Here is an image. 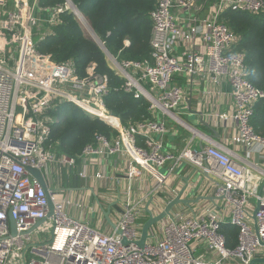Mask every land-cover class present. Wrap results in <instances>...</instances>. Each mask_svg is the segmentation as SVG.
Here are the masks:
<instances>
[{"label": "built area", "instance_id": "obj_1", "mask_svg": "<svg viewBox=\"0 0 264 264\" xmlns=\"http://www.w3.org/2000/svg\"><path fill=\"white\" fill-rule=\"evenodd\" d=\"M199 2L155 0L149 55L142 60L110 55L105 42L89 30L120 79L111 85L93 62L80 75L73 59L57 62L38 50L39 42L54 35L62 13L83 20L71 0L53 5L0 0V264H264V135L251 124L256 105L264 104V87L249 79L237 34L223 19L228 9L260 14L264 0H214L205 17L197 14ZM182 72L196 79L226 77L234 112L215 116L234 121V144L246 152L243 162L214 143L197 147L195 136L176 153L166 152L156 139L166 131L165 120L129 118L121 123L106 106L110 93L120 91L146 100L149 111L174 118L184 92L172 78ZM64 103L111 128L109 134L94 133L75 157L55 155L46 146L51 126L58 122L50 112ZM115 156L126 158L127 188L114 227L105 221L97 228L75 217L68 211L70 200L54 188L48 190L50 214L46 191L28 171L55 164L80 166L78 176L85 179L91 159ZM183 164L211 179L210 199L174 206L171 216L151 226L145 244L138 246L143 224L138 220L147 218L146 207L158 215L181 193L176 171ZM95 177L101 180L104 175ZM134 182L139 183L137 191ZM186 190L181 198H196ZM223 225L238 230L233 247L227 246ZM40 235L45 238L40 240ZM201 243L217 257L205 261Z\"/></svg>", "mask_w": 264, "mask_h": 264}, {"label": "crops", "instance_id": "obj_2", "mask_svg": "<svg viewBox=\"0 0 264 264\" xmlns=\"http://www.w3.org/2000/svg\"><path fill=\"white\" fill-rule=\"evenodd\" d=\"M213 3L214 0H200V2L197 4V9H196L197 14L201 17L210 15L211 5ZM154 4H155V0H154ZM151 10L148 12V19L150 22L149 25L150 31L148 38L149 40L151 35V19H150ZM78 11L81 13L79 9ZM226 11L237 12L236 10L233 9H228ZM226 11H224V13ZM190 14H192V12ZM71 15L75 18V21L78 23L79 26L80 23L83 25L86 22L85 27L87 33L84 32V29L81 26L80 28L82 29L84 34L90 37L91 40L93 41L92 36L89 33V30L92 32H94V30H92V27L89 21L87 20L86 16L83 13H81L83 19L81 20L79 18H76L73 14ZM223 19L225 21L224 16ZM60 21H61V15H60ZM58 25H56L55 27H57ZM53 33L54 35H52L51 37H54L55 34L57 33V30H55L54 28H53ZM239 36L240 35L237 34L238 37L237 50L243 51L245 53V62H246L247 52L246 50L242 49L240 45L241 36L240 37ZM149 40H148V46H149ZM93 42L96 43L95 41ZM122 44L124 47L129 46L130 45L129 38L124 37L122 40ZM197 45L200 48H203V44L201 41H198ZM105 48L106 51L110 53V55L118 59L131 60L121 57L120 56L121 50L113 54L107 49L106 45ZM101 51L103 52L102 49ZM148 55L149 52L147 56L142 59L147 58ZM105 60H106V56H105ZM246 65L248 69V77H250L251 72L249 70L248 64ZM172 83L181 87L184 92L183 102L178 108H176L173 111L174 118L167 115H159L158 111H149L146 106L148 105L146 100H144L143 98H137V99H143L146 105H145V111L143 113H140L139 116L134 119L150 118L156 120H160V119L165 120L167 125L166 131L163 134L156 136V139L161 140L162 148L166 152L176 153L180 149V147L184 145L187 138L191 136H195L196 139L194 141V144L197 145V147H203L208 143L211 144L214 143L218 147L235 154L236 156L235 159H237L239 162H243L241 158H244L246 152L243 146H237L234 144V137L237 134L234 121L231 118L221 119L219 116H215L217 114L232 115L234 112L235 107L232 96L230 94L229 83L226 77L221 76L218 77L217 79H212V77H202V78L199 77L196 79L182 72L175 74L173 76ZM254 84H256V86L258 87H264V78H259L256 82H254ZM124 94L131 96L130 94H126V93ZM193 111L202 113L201 116L203 117L206 123L205 125L199 123L198 116L197 114H194ZM121 123H123V121H121ZM251 124L255 128L257 133H259L260 135H264V133L261 132L263 131V127H264L263 103L260 102L256 105V112L251 120ZM137 144L143 146V142L141 140H138ZM125 165H126V158L123 157L115 156V157H105L102 159L93 158L89 161L88 176L85 179L78 176V171L81 168L80 166H75L74 168H68L65 165H56V164L48 165L47 168L45 169V174H46L45 177L47 178L46 183L49 188L58 189L60 191L61 196L64 197L66 196L65 198L66 199L68 198L70 200L71 204L68 206L69 213H71L77 218L87 219L95 227L101 228L102 224L105 221L107 222V220L105 219L102 211L100 210L98 203H100V205L104 210L110 208L109 219L111 220V222L116 221L118 217V213H119L118 207L120 206V201H122L121 193L127 188V184L124 180ZM65 169L68 170L67 173L66 172L64 173ZM61 171H62V175H61ZM158 172L162 174L163 168L159 169ZM96 173H101L102 175H104V178L101 180H97V178L95 177ZM176 173L179 174V176L181 177V181L178 183V186H180L181 189L185 187V190L187 188L185 192L187 196L191 195V193H195L194 195L196 196V198H198V197H209V195L211 194L209 188V181L211 179H209L208 176H204L203 174L201 175L199 172H197V170L193 169L191 166L187 164L180 165ZM138 184H139L138 182L136 183L134 182L133 184L135 191H137L139 187ZM136 195L137 192L134 193V196ZM205 199L206 198L199 199L197 202H202ZM145 219L146 216L143 215L138 221L142 223L145 221ZM154 228L159 229L160 227H154ZM200 253L205 261H208L209 258L217 257L215 253L207 251L203 243L200 244Z\"/></svg>", "mask_w": 264, "mask_h": 264}, {"label": "trees", "instance_id": "obj_3", "mask_svg": "<svg viewBox=\"0 0 264 264\" xmlns=\"http://www.w3.org/2000/svg\"><path fill=\"white\" fill-rule=\"evenodd\" d=\"M72 1L86 16L96 35L105 42L111 53L115 54L121 50L120 56L131 60H140L147 56L150 31L148 12L153 8L154 0ZM59 2L62 1L41 0V4L46 5ZM223 16L234 33L241 36L240 45L247 52L246 64L251 72L249 79L254 84L259 78H264V12L253 15L241 11H226ZM54 29L57 30L54 37H47L38 43L39 52L51 55L57 62L73 59L80 75H84L86 65L93 62L98 72L108 76L111 85H118L120 79L107 66L104 53L84 34L71 14L62 13L61 24ZM124 37L130 41L127 47L122 44ZM145 105L143 99H134L120 91H112L106 98V106L115 112L123 123L130 117L134 119L143 113ZM50 114L57 117L58 122L51 126L49 138L56 135L55 138L63 145H69L78 135L83 134L81 143L84 146L91 141L94 133L109 134L111 131L108 125L90 118L73 104H61ZM221 232L226 237L227 246L233 247L237 228L223 225Z\"/></svg>", "mask_w": 264, "mask_h": 264}, {"label": "water", "instance_id": "obj_4", "mask_svg": "<svg viewBox=\"0 0 264 264\" xmlns=\"http://www.w3.org/2000/svg\"><path fill=\"white\" fill-rule=\"evenodd\" d=\"M194 114H197L198 119H199V123L205 125V121L203 119V117L201 116L202 113L201 112H197V111H193ZM114 114V113H113ZM28 171L40 182L41 186L44 188V190L46 191V196L48 199V204H49V208H50V214L52 212V201L50 199L49 196V187L46 183V179H45V175L43 173L42 170L40 169H36V168H28ZM204 176H206V173H203ZM185 190V187L181 189V193L175 197L174 199L170 200L165 207L163 208V210L158 214V215H153L152 211L146 207V214H147V218L145 219V221L143 222L140 232V239L137 241V245L142 247L145 244L146 239L149 237L148 232L151 228V226H153L154 224H156L157 222L161 221L162 219H164L165 216H171V210L174 208V206L182 204L184 206L189 207L191 203H196L199 199H210L209 197H198L195 199H189V198H181L180 195L182 194V192ZM98 203V202H97ZM100 210L102 211L105 219L107 220V222L111 225V227H114V224L111 222V220L109 219V211L110 208L104 210L102 208V206L100 205V203H98ZM254 218V217H253ZM9 224H10V228H11V233L13 235L16 234V230H15V223L14 221L9 218ZM264 262V259L262 260Z\"/></svg>", "mask_w": 264, "mask_h": 264}, {"label": "rangeland", "instance_id": "obj_5", "mask_svg": "<svg viewBox=\"0 0 264 264\" xmlns=\"http://www.w3.org/2000/svg\"><path fill=\"white\" fill-rule=\"evenodd\" d=\"M11 5V4H10ZM80 26L84 29V32L87 33L86 31V27L85 25L81 24L80 23ZM90 26V25H89ZM91 28V27H90ZM93 30V29H92ZM89 35V34H88ZM16 56V53L14 54ZM109 66V65H108ZM110 67V66H109ZM111 68V67H110ZM77 107V106H76ZM78 108V107H77ZM82 111V110H81ZM62 119V118H61ZM60 119V120H61ZM264 126V125H263ZM83 128V126H82ZM262 133H264V127H263V131H261ZM56 135H51V137L49 138L48 142H47V147H49L52 152L55 154V155H58L60 153H64L68 156H73L75 155L76 153H79V151L81 150L83 144L81 143V141L84 139V135L83 134H80L78 135L69 145H63L60 140L56 139L55 138ZM178 169V168H177ZM44 175L45 174V169L42 170ZM63 171V170H62ZM62 171H61V175H62ZM68 170H64V173L66 172L67 173ZM74 172V170H73ZM72 173V172H71ZM46 178V177H45ZM47 180V178H46ZM66 194V193H65ZM45 238V235H40L39 236V239H44ZM29 257V255H28Z\"/></svg>", "mask_w": 264, "mask_h": 264}]
</instances>
